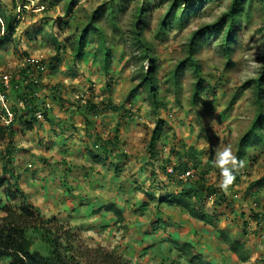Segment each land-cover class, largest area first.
<instances>
[{
    "label": "rangeland",
    "instance_id": "obj_1",
    "mask_svg": "<svg viewBox=\"0 0 264 264\" xmlns=\"http://www.w3.org/2000/svg\"><path fill=\"white\" fill-rule=\"evenodd\" d=\"M15 1L17 6L14 9L12 0H0V7L4 9L5 13L17 17V28L13 36H9L4 40V46L1 42L3 38L0 36V76L8 75L12 77L17 75L20 68L25 65L26 57L41 61L44 65L40 79L43 89L40 93L53 114L55 113L58 116L68 114V120L71 123L69 127L73 131H79V129L83 131L84 135L79 134L80 138L86 137L90 131L94 133L96 130L99 131L101 125L98 122V117L101 114L97 115V118L94 117L96 120L95 122L91 121V126H88L80 117L82 114L79 111L83 109L85 102L99 109L103 108L108 102L115 107L122 105L124 108L123 112L105 111V113H111L113 119L116 117L115 124L118 122L116 127L122 130L124 158L122 159L121 155L119 160L116 161V165L111 166L112 178L110 180L103 179L104 184L99 181L93 184L89 182L91 185L84 184L83 188L82 184L79 185L74 182L68 184L70 188L66 185L62 187L57 181L61 176L62 180L66 179L64 177L67 173L65 166H69L68 164L73 169L77 167L73 170L75 171L74 174H77L76 177H83L88 171L90 173L95 171L93 170V164L95 163H91L93 168L81 166L85 162L77 157V160L75 158L70 162L64 160L62 164H59L57 162V149L51 146L49 142L51 136L46 132L49 123L40 122L32 131L22 130L19 125H15L13 130L15 150L13 152L12 167L20 179L19 184L28 193L26 194L28 201L39 210L45 219L55 218L60 225H64L67 231L75 233L80 243L76 244L75 247H80L82 251L101 247L108 252L114 251L128 264H162V262L169 264L171 261H175L174 259L177 257V251L173 249L174 243L179 245V243H184L187 240L186 237L174 234L183 232L179 228L180 226H183V228L188 226L187 223L181 220L182 216L187 214L180 208L166 206L165 204H163V208H159L155 202L149 204L147 209L141 212L138 206L135 208L134 202L146 201L143 190L155 196H161L167 190L179 191V188H170L171 186L163 175L161 166L169 158H172V163H175L178 157H182L183 153L190 154L193 151L197 153L198 160L201 163L198 171L200 172L203 169L207 171L204 179L208 185L215 187L219 193L234 194L236 192L238 194L239 200L233 203L232 213H229L227 217L225 216L227 222L223 217L226 212L224 213L222 209L218 210L217 217L220 218V222L216 228L224 227L229 233L239 236L242 234L240 231L243 223H246L248 234L244 237V241L252 251L247 264H257V259L261 255L264 256V225L261 229L257 227L258 219L254 218V214H256L257 209L264 215V189L260 192L259 198H254L250 195L256 189L250 188V186L264 177V147L263 150L251 152L250 156L243 159L238 165H234L232 160L235 158L240 139L249 129L256 114L252 89L242 90L241 88L247 82L254 80L262 67V64L258 61L263 53L259 33L262 34L264 24L259 6L254 5L249 10L248 17L244 15L238 19L241 31L239 32L235 53L228 66L225 57L219 53L217 37L213 38L210 45L204 47L200 55L196 57L209 89H206L200 103L193 107L189 102L192 84L194 83L191 69H186L179 76L180 86L178 88H174L172 83L169 82L170 73L185 59L186 45L191 34L195 30L212 25L218 20L227 11L230 0L208 1L200 8L201 14L199 16L185 20L183 24L178 20L183 9L181 8L176 14L173 28L168 30L166 36L160 38H156V30L168 10V5H161L156 8L154 5L159 3V0H132L130 2L127 13L121 17V25L124 30L129 29L132 11L135 8L144 5L145 2L152 8V12L147 18L148 31L146 39L153 45L155 56L159 62L157 70L158 96L164 107L159 111L158 117L165 123L162 137L156 144L157 157L152 160L147 154L146 146L155 126L156 117L152 115L149 103L145 101V94L138 97L132 106L125 102L129 92L137 82L131 81L135 69L129 68L126 58L120 59L123 54V45H119L113 58L112 68L109 74L105 76L102 71L97 70L100 67L92 59L86 58L83 61L74 63L68 47L63 48L64 50L61 52H56L55 44L51 43L50 40V36L53 35L58 44L66 43V39H73L74 35L79 33L89 15L96 8L112 1L117 4L120 0H76L73 11L69 15H66L65 9L71 0ZM42 7L45 9L38 12L37 9L41 10ZM24 9L25 13L22 12ZM119 49L122 53L119 52ZM53 58L57 60L52 61V64H48ZM72 66L73 71H70L69 68ZM235 95H237L236 100L232 104ZM58 119H54V123L60 125L61 123L56 121ZM79 121L81 125L77 126ZM105 123L106 126L103 128L108 130L114 122ZM112 129L115 133L113 126L110 130ZM43 135L46 136L43 137ZM65 136L66 132H61L57 143L62 144L66 140H70ZM81 141L84 143V140L80 139L79 141L82 145ZM90 143L91 145L86 150L89 149L93 152L92 139ZM4 147H6L5 142H0V176ZM172 148L174 151L176 150L175 153L177 154L175 156L170 155ZM95 151L93 154H101ZM182 159L188 160L186 157ZM74 162L77 163L76 166H73ZM91 162L94 161L91 160ZM101 163H105V161L102 160ZM82 167L85 168L86 173ZM87 167H90L91 171ZM100 168L102 169L100 175L103 176L107 166L100 165ZM55 169L60 171L61 174L52 179L51 176L56 172ZM226 169L229 174L231 170L233 171L232 177L224 174ZM195 171L196 174L192 179V183L197 182L199 178L198 171L196 169ZM94 178L95 180L100 179L99 176H93ZM95 183H99L100 187L103 188L108 187H104L106 183L111 188H116V192L110 195L107 203H104H114L118 209L124 207V222L116 229L111 230L108 227L107 230V228L100 227L99 222L101 219L97 217V221L91 217L93 214L79 219L80 222L69 223L71 219L70 216L67 217L68 214H65L64 203L69 201L72 205H76L75 200L72 199L74 197L72 192L75 194L77 189L80 190L81 194H84L89 187L90 189L95 188ZM48 190L49 193H47ZM67 193L69 195H66ZM99 194L104 196L103 191H100ZM83 199L88 206L95 202V199L83 195L81 199H78V206ZM3 201V192L0 191L1 205L4 203ZM253 202L258 203L257 208L252 207ZM94 204L96 207L101 205L97 202ZM195 207L198 208L199 206L195 205ZM201 208L205 212L213 214L212 206L209 203H205ZM79 210L80 208L73 215H79ZM93 213L95 214V212ZM80 215L82 216V213ZM103 215H107V213L104 212ZM111 215L114 217V222L116 217L113 214ZM3 217L4 214L0 210V220ZM157 219H161L165 223L160 224L159 230L161 233L155 231V238H158L148 243L154 245L150 248L151 252L146 255V251L137 246L135 240L141 232L137 228L138 222H143L141 227L144 229L148 227L152 229L158 226ZM102 224L109 225V221L103 219ZM88 227H92L93 231L91 233L88 232L90 231ZM216 228L214 229L216 230ZM163 233L166 235V241L171 238L172 243L161 242L160 236ZM213 233V230L212 232L206 230L203 235L200 233L199 240H197L198 237L196 238L199 248L207 250L209 257H212L213 254L218 256V253L222 252L218 250L219 245L216 243L217 239ZM141 236L142 239L148 241V237L142 235V233ZM32 238L31 250L47 255V246L39 240L38 236ZM134 243L137 246L135 247L137 249L135 257L133 256L134 250L131 248ZM189 243L193 244V242ZM221 248L223 249V247ZM200 254L205 255L203 252H200ZM211 264H215V262L212 261Z\"/></svg>",
    "mask_w": 264,
    "mask_h": 264
},
{
    "label": "trees",
    "instance_id": "obj_2",
    "mask_svg": "<svg viewBox=\"0 0 264 264\" xmlns=\"http://www.w3.org/2000/svg\"><path fill=\"white\" fill-rule=\"evenodd\" d=\"M131 1L120 0L117 4L112 1L96 8L89 15L79 33L74 35L73 39H66V43L58 44L53 35L50 36V40L51 43L55 44L56 52H61L64 50L63 48L68 47L74 63L83 61L86 58L92 59L98 64L99 70L105 76L109 74L112 68L113 58L119 45H123V54L120 59L126 58L129 68L135 69L131 81L137 82L129 92L125 102L132 106L138 97L145 94V101L149 103L152 115L156 117L155 126L146 146L147 154L153 160L157 157L156 144L162 137L165 123L158 117L159 111L164 107L158 96L157 70L159 62L155 56L153 45L146 39L148 31L147 18L152 12V8L147 5V2L135 8L132 11L130 27L124 30L121 25V17L127 13ZM208 1L215 2V0H159V3L154 6L158 8L161 5H168V10L158 25L156 38L166 36L168 30L173 28L176 14L181 8L183 9L178 20L183 24L185 20L199 16L201 14L200 8ZM75 2L76 0H71L66 5V15L72 13ZM254 5L259 6L264 24V0H230L227 11L218 20L212 25L195 30L191 34L186 45L185 59L171 71L169 77V82L172 83L173 87L178 88L180 86L179 76L186 69H191L194 76L189 101L191 106L196 107L202 100L206 89H209L196 57L200 55L204 47L210 45L213 38L217 37L219 53L225 57L227 60L226 65L228 66L230 59L235 53L239 32L241 31L238 19L244 15L248 17V12ZM12 6L14 9L16 8L17 3L15 0H12ZM22 12L25 13L26 11L22 10ZM16 20V15L14 17L7 15L4 9L0 7V21L2 23V25L0 24V36L3 38L1 41L3 46L4 40L9 38V36H13L17 28ZM2 31L3 35H1ZM259 36H261L263 53L258 61L262 64V67L257 77L241 88L242 90L252 89L256 114L249 129L239 141L235 154V165L249 157L251 152L263 150L264 147V30L262 34L259 33ZM122 51L119 49V52L122 53ZM56 60L53 58L48 64H52V61ZM43 65V63H40L36 70L35 67L26 62L17 75L10 77L8 102L14 113V118L8 126H3L0 122V142H5L6 145L3 148L4 151L1 157L3 165L0 176V191L3 192L4 200V203L0 204V210L4 214V217L0 220V264H128L114 251L108 252L101 247L82 251L80 247H75L76 244H80L77 235L67 231L64 225H60L55 218L45 219L39 210L28 201L26 194L20 188V179L12 167L13 152L15 150L13 146L15 125H19L22 130L32 131L33 126L38 123L34 115L36 112H41L44 120L47 123L50 122V126L55 124V120L49 118L50 110L45 107L46 100H44L43 95L39 97L35 95L43 89L40 84ZM69 70L73 71V66ZM34 73L37 75V83L30 80V76ZM236 96L233 97L232 104L235 102ZM18 102H23V108L18 107ZM105 111L123 112L124 108L122 105L115 107L108 102L99 110L96 106L85 103V106L79 112L82 114L83 121L88 126H91L92 122L88 119ZM93 146L97 147L94 151L98 150L95 152L101 154L96 155L89 151V155L92 161L99 162L101 155L107 154L111 141L102 140L97 134L93 139ZM175 151L172 148L170 155L175 156L177 154ZM124 156L125 154L122 153V157H120L123 159ZM183 157L188 158V160H183ZM172 160V158H169L164 161V165L161 168L168 184L173 188H179V191L164 193L161 196H155L145 191L146 201L139 204L140 211L146 210L149 202H155L157 205L165 204L166 206L180 208L191 219L216 228L220 220L217 217L218 210L227 209L232 212L233 201H229L224 192L219 193L215 187L206 183L204 178L207 171L204 169L200 172L198 171L201 163L196 152L183 153L182 157L177 158V164L176 162L172 163ZM168 165L172 166L173 174L166 172V166ZM188 169H196L198 171L199 178L197 182L192 183L195 174L185 182L177 181L174 178V175L183 174ZM232 174L233 171L231 170L227 176L232 177ZM250 188H255L256 190L252 195H248L259 198L260 192L264 189V177L253 183ZM211 196L214 197L212 202L213 214L205 212L201 208ZM254 203L258 207V203ZM195 205L199 207L197 208ZM101 211L113 214L116 217V224L124 222L122 210L116 208L114 204H104L96 212ZM254 218H260L259 214H254ZM247 230V224L243 223L240 236L244 237L247 235ZM217 234L219 241L228 247L229 251L237 257L240 263H247L250 260L251 253L247 250L244 242L230 238L221 230ZM33 236H38L39 240L47 246V255L31 250ZM174 249L178 252L179 258L185 257L190 261H196L198 264H210L209 262L201 261L199 257L193 255V246L191 244L179 243L177 245L176 243ZM258 261V263L262 264L264 256L258 258Z\"/></svg>",
    "mask_w": 264,
    "mask_h": 264
},
{
    "label": "crops",
    "instance_id": "obj_3",
    "mask_svg": "<svg viewBox=\"0 0 264 264\" xmlns=\"http://www.w3.org/2000/svg\"><path fill=\"white\" fill-rule=\"evenodd\" d=\"M52 114H53V112L51 111L50 114H49V118H52V119H58L59 118L60 120L58 119L56 121L58 123H61L60 125L59 124H54V126H50V122H49V125H48L49 127H48V129L46 131L51 136V139L49 140L51 146H54V148L56 147V149H57V151H56V153H57V162H59V164H62V162L64 160H68L70 162V160H74V158H75V160H77V157H80V160L82 159V161L85 162L84 165H81V166H90L91 168H93V166H94L93 170H95V171L92 170L93 172H91V173L88 171V173H87L88 176L86 174L83 177H81V176L76 177L77 174L75 175L74 174L75 171H73V170L76 169L77 167H75L73 169V168L70 167V164H68L69 166H65L67 173L65 174L64 177L66 179L62 180V176H61V177H59V181H57V183H60L61 186L64 187L65 185L68 186V184H71V182L72 183L74 182V183H77L79 185L82 184V188H83L84 184H88V186H90L91 184L89 182H92V184H93L94 182H96V181L98 182L99 181V182L104 184L103 179L104 180L105 179L106 180H110L112 178L111 166L112 165H116V161L119 160L120 156L123 153L122 137H121L122 130H121V128L117 129V127H116V124L118 123L117 122L115 124V121H117L116 117H115V119H113L114 117H112L111 113H102L98 117L99 118L98 122L101 123L100 128L98 129L99 131L96 130L95 133L90 131L89 133H87L88 135L86 137L80 138L79 134L84 135L83 131H81L80 129H79V131H73L71 129V127H69V124H71V123L68 120V114L67 115L63 114V115H60V116L56 115L55 113L53 115ZM69 117H71V116H69ZM80 117L82 118V116H80ZM94 117L93 118L90 117L88 120L89 121L93 120L95 122L97 116H96L95 119H94ZM105 122H114V123L108 128V130H106L105 128H103V127L106 126ZM39 124L40 123L35 124L33 126V130ZM80 125H81V123L79 121V124L77 126H80ZM112 126H113V128H115V133H114L113 129L110 130ZM61 132H66L67 139H70V140H66V142H64L62 144H59V143H57V139L60 138V133ZM99 132L102 133V134H99V136L102 137V140H106L107 142L111 141V146L108 149L107 154L101 155V159H103V161H105L106 164L105 163H101V161L100 162H95V161L91 162V157L89 156V149L86 150L91 145V143H90L91 139L93 140L95 135H97V133H99ZM45 136L46 135H43V137H45ZM80 139L84 140V143L81 141L82 145L79 142ZM111 160H114V161H111ZM75 162H74L73 166H76L77 163H75ZM91 163H95V164H93V166H91L92 165ZM100 165H106L107 166V170L105 169V174L103 176L100 175L102 173V169L100 168ZM90 167H87V168L89 169ZM82 168L84 169V172H85V168L84 167H82ZM89 170L91 171V169H89ZM62 172H64V171H62ZM58 174H61V173H60V171L56 170V172H54L52 174V176H51L52 179L56 178L55 176H57ZM73 174H74V176H73ZM93 176H99V178L102 179V180H100V179L95 180V178L93 179ZM90 177H92V179H90ZM106 186H108L109 188L106 187ZM94 187L95 188H93V189H90V187H89L88 191L86 193H84V194H81L80 190H77V189H76V193L75 194H73V192H72V196H74V197H72V199L75 200L76 205L75 204L72 205V203H70L69 201L67 203L66 202L64 203L63 209L65 211V214H68L67 217L69 218V216H70V219H71L69 221V223L70 222H73V223L74 222H80V221H78L79 219H82L83 217H86V215H87V217H89V216H91L93 214L91 217L95 218L97 221H98L97 217H99L101 219L100 222H99L100 227L107 228V230H108V227L111 230L116 229V227H119L120 224H116V219L113 222L114 217L110 213H107V215H103L104 211L96 212L97 209H99L102 205H104V203H107V201L109 200L110 195H113L116 192V188L115 187L111 188L110 185H108L107 183L104 186L106 188H103L102 186L100 187L99 183L98 184L95 183ZM20 188L22 189V191L25 194H28L23 189V187L21 185H20ZM68 188H70V187L68 186ZM170 188H172V187H170ZM86 190H87V188H86ZM69 191H71V190L69 189ZM100 191L104 192V196L99 194ZM152 191H154V189H152ZM49 192L50 191L48 190L47 193H49ZM120 192H121V190H120ZM144 192L145 191L143 190V193ZM168 192H172V191H168L167 190L166 193H168ZM66 195H69V194L67 193ZM83 195H84V197H87V198H90V199H95V202H97V204H99V205L101 204V205L99 207H96L95 204H94L95 202H94L91 206H88V204H86L85 200L83 199V200H81L82 201L81 204H79V206H78V203H79L78 199L79 198L81 199V197H83ZM96 196H98V197H96ZM120 196H122V195H120ZM31 202L33 203V201H31ZM136 202H138V203H136ZM142 202H144V201H135L134 202L135 208L137 206L139 207V204L142 203ZM152 203H154V202H151V203L149 202V204H152ZM109 204H114V203L110 202ZM156 206H159V208L160 207L161 208L164 207V205H156ZM78 208H80L79 215H77V216L73 215V213ZM121 210H122V212L124 214V207ZM93 212H95V214ZM141 212H143V211H141ZM81 213H82V216L80 215ZM103 219L108 220L109 221V225L102 224V220ZM181 220L184 223H187L188 226H185V228H183V226H180L179 228L182 229L183 232H181V233L178 232V233H174V234H179L180 237H186L187 240L184 243L191 244L189 242H193V244H191L193 246L192 253H193L194 256L199 257V259H201V261H206V262H209L210 264H211L212 261H214L215 264H244V263H240L238 261L237 257L232 252L229 251L228 247L226 245L222 244L218 240L217 232L220 231V230L224 231L225 234L227 236H229L230 238L239 239V240L241 239L240 235L236 236L233 233H229V231H227V229H224V227H220V228L218 227L216 230L214 228L210 229L209 225H204L201 222L195 221V220L191 219L188 215H183ZM142 223L143 222H141V221L138 222L137 228L140 229L141 232H139L140 233L139 237H136L135 240L137 241L136 242L137 246H140L141 249L145 250L146 251L145 254L148 255V253L151 252L150 248L154 245L153 243H151V244H148V243H150L151 240H154V239L158 238V237L155 238L156 237V232L161 233L160 230H159L160 229V224L161 223H165V222H162L161 219H159V220L157 219L156 223H158V226H156V227H154L152 229H150L149 227L144 229L143 227H141V226H143ZM80 224H84V223H80ZM80 224H79V226H81ZM203 226H205V227L203 228ZM88 230H90V231H88L90 233H91V231H93L92 227H88ZM206 230L209 231V232H212V230H213V232H214L213 234H215L214 237L217 239L216 243L219 245V249L218 250L222 251L221 253H218V256L213 254L212 257H209V255L207 253V250H205V249L202 250L201 248H199V245H197L198 244L197 240H199L200 233L203 235V232L206 231ZM141 233H142V235H145L146 237H148V241H146L145 239H142ZM160 237H161L160 238L161 242H170V243H172V240H171L170 236H169L170 239L168 238L169 240L166 241L165 233H163ZM196 238H197V240H196ZM242 241L244 242V240H242ZM158 243H160V241H158ZM175 244L176 243H174V245ZM137 246L134 243L132 245V247H131L134 250L133 251V253H134L133 256L134 257L137 255L136 254L137 249L135 248ZM221 247H223V249ZM246 248H247L248 251H250L252 253V251H251L250 247H248V245H246ZM173 249H174V247H173ZM200 252H203L205 255L200 254ZM176 256H177L176 259H174L175 261H171V263H169V264H198V263H196V261H190L189 259H186L185 257L179 258L178 252L176 253ZM162 264H164V263L162 262ZM245 264H247V263H245ZM257 264H258V262H257Z\"/></svg>",
    "mask_w": 264,
    "mask_h": 264
},
{
    "label": "built area",
    "instance_id": "obj_4",
    "mask_svg": "<svg viewBox=\"0 0 264 264\" xmlns=\"http://www.w3.org/2000/svg\"><path fill=\"white\" fill-rule=\"evenodd\" d=\"M44 10V7H42L41 10L37 9L38 12ZM25 62H29L35 69H38L39 61L33 60V58L28 57V59H25ZM30 80H33L37 83V78L35 73L30 76ZM10 90V76L8 75H2L0 76V122L3 126H8L14 118V113L11 110L8 102V92ZM37 97L39 96V93L35 94ZM18 107L23 108V102H18ZM35 118L38 121L43 120V115L41 112H36ZM168 172L171 174L172 170L168 169ZM192 171H188L185 174H181L177 176L176 178L178 180L184 181L188 177L192 175Z\"/></svg>",
    "mask_w": 264,
    "mask_h": 264
},
{
    "label": "clouds",
    "instance_id": "obj_5",
    "mask_svg": "<svg viewBox=\"0 0 264 264\" xmlns=\"http://www.w3.org/2000/svg\"><path fill=\"white\" fill-rule=\"evenodd\" d=\"M45 9V8H44ZM25 10V9H24ZM0 24L2 25V23H1V21H0ZM1 35H3V31L1 32ZM25 59H28V57H26ZM29 63V62H28ZM40 63H41V61H40ZM40 63H39V65H40ZM38 65V66H39ZM37 70V69H36ZM98 71H100L99 69H97ZM35 75H36V73H35ZM36 78H37V75H36ZM38 81V80H37ZM40 84H41V82H40ZM39 93V96H41L42 94L40 93V91L38 92ZM38 96V97H39ZM86 103V102H85ZM48 110H50V107L48 106V103H46V106H45ZM100 110V109H99ZM50 112H51V110H50ZM110 112H112V111H110ZM105 113V112H104ZM36 114V113H35ZM34 114V115H35ZM40 122H45V123H47L45 120H44V117H43V120L42 121H38V123H40ZM94 147V146H93ZM94 149H97V147L95 146L94 147ZM94 149H93V152H94ZM103 159H101L100 161H102ZM99 161V162H100ZM173 162V161H172ZM232 163L235 165V163H236V161H235V158H233V160H232ZM168 167H169V169H171L172 170V166H170V165H168ZM168 167L166 166V172L168 173V174H170L169 172H168ZM190 167V166H189ZM188 171H192L193 173H192V175L190 176V177H188V178H192L193 176H194V174H196V172H195V170H193V169H188L186 172H188ZM185 172V173H186ZM185 173H183V174H185ZM171 174H173V172L171 173ZM226 176L228 175V171H227V169L225 170V173H224ZM181 175V174H180ZM177 176H179V175H174V178L177 180V181H181V180H178L176 177ZM187 178V179H188ZM186 179V180H187ZM186 180H184V181H181V182H185ZM230 182V181H229ZM172 184V183H171ZM225 193V195L229 198V201L231 200V201H233V203L234 202H236V201H238L239 200V196H238V194L236 193V192H234V194L233 193H229V194H227L226 192H224ZM213 199H214V197L213 196H211V197H209L208 199H207V201H206V203H209L211 206H212V202H213ZM233 207H234V204H233V206H232V209H233ZM252 207L253 208H257V205L253 202V204H252ZM223 210V212L225 213L226 212V214L223 216V217H227V215L229 214V213H232L231 212V210H227V209H222ZM221 213V212H220ZM256 213H258L259 214V216H260V218H258V222H257V227L258 228H260L261 229V227H263L262 225H264V220H263V215H262V213L261 212H259V211H257V209H256ZM226 217H225V220H226V222H227V219H226ZM220 219V218H219ZM263 220V221H262ZM220 222V221H219ZM218 222V223H219ZM243 228V227H242ZM264 228V227H263ZM245 236H247V235H245ZM244 236V237H245ZM244 237H242L241 236V241L242 240H244ZM243 242V241H242ZM244 243H245V241H244ZM245 246H246V244H245ZM251 253V252H250ZM261 256H263V255H261ZM258 260V259H257ZM258 261H256V263H257ZM264 263V262H263ZM262 263V264H263ZM245 264V263H244Z\"/></svg>",
    "mask_w": 264,
    "mask_h": 264
}]
</instances>
